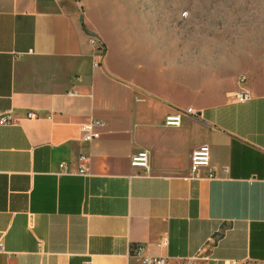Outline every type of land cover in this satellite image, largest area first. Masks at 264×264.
<instances>
[{
	"label": "crops",
	"instance_id": "obj_1",
	"mask_svg": "<svg viewBox=\"0 0 264 264\" xmlns=\"http://www.w3.org/2000/svg\"><path fill=\"white\" fill-rule=\"evenodd\" d=\"M181 9L0 0V264H139L134 246L168 264H264V43ZM89 121L98 137L83 140ZM203 143L214 177L188 178Z\"/></svg>",
	"mask_w": 264,
	"mask_h": 264
},
{
	"label": "built area",
	"instance_id": "obj_2",
	"mask_svg": "<svg viewBox=\"0 0 264 264\" xmlns=\"http://www.w3.org/2000/svg\"><path fill=\"white\" fill-rule=\"evenodd\" d=\"M182 14H185L183 12ZM88 42L92 46L94 53L97 55L98 60L95 62L96 65L100 64V59H102L105 51V46L95 37L94 35L90 34L88 37ZM248 96L247 91H243L235 96L238 100H244ZM194 111L192 108L188 107L186 109H177L173 112L168 113L165 115L163 119V124L166 126H179L181 123V118L185 114H193ZM32 113H27V116H33ZM9 122V118L6 116H0V124ZM98 124L96 121H89L82 123L79 126L81 138L83 140H91L98 137V132L93 130V126ZM80 158H84L80 156ZM130 163L132 166L141 169V171L145 174L149 171L148 165V153L146 150H139L136 153L130 156ZM60 171L68 172V168L64 163L59 164ZM202 169L207 170V177L213 178L214 173L210 167V148L207 143H203L200 145L195 146L191 149L189 155V167H188V178H198L200 177V173ZM130 257L135 259L139 264H168V259L165 256H145L141 255L139 247H132L130 250ZM3 252V246L0 243V253ZM206 259V257H203ZM187 264H190L189 262ZM228 264H233L232 262Z\"/></svg>",
	"mask_w": 264,
	"mask_h": 264
},
{
	"label": "rangeland",
	"instance_id": "obj_3",
	"mask_svg": "<svg viewBox=\"0 0 264 264\" xmlns=\"http://www.w3.org/2000/svg\"><path fill=\"white\" fill-rule=\"evenodd\" d=\"M182 11L190 10L196 16H208L214 23L250 24L264 43V0H173ZM187 1H193L186 8ZM184 6V7H183Z\"/></svg>",
	"mask_w": 264,
	"mask_h": 264
}]
</instances>
